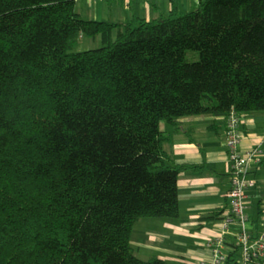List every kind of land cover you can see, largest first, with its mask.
Here are the masks:
<instances>
[{"label": "trees", "instance_id": "obj_1", "mask_svg": "<svg viewBox=\"0 0 264 264\" xmlns=\"http://www.w3.org/2000/svg\"><path fill=\"white\" fill-rule=\"evenodd\" d=\"M76 2L0 0V264H170L131 244L140 218L181 215L192 165L161 123L264 110V0L126 21ZM84 35L103 44L73 50Z\"/></svg>", "mask_w": 264, "mask_h": 264}, {"label": "crops", "instance_id": "obj_2", "mask_svg": "<svg viewBox=\"0 0 264 264\" xmlns=\"http://www.w3.org/2000/svg\"><path fill=\"white\" fill-rule=\"evenodd\" d=\"M200 1L77 0L76 8L85 18L126 21L135 14L151 18L168 13L174 5L195 8ZM244 117L243 148L259 143L264 148V110L245 111ZM161 128L167 136L164 146L169 158L192 165L179 178L181 215L140 218L133 227L131 244L145 259L161 256L170 264H201L203 258L212 254L206 245L208 237L225 231L230 247L239 242L240 223L233 220L227 229L222 225L223 217L233 216L229 195L231 162L226 150L227 115H183L180 125L163 121ZM252 174L257 183L248 189L249 225L258 232L264 217V161L253 168ZM215 211H221L220 218L210 216ZM238 263L242 264L241 259Z\"/></svg>", "mask_w": 264, "mask_h": 264}, {"label": "built area", "instance_id": "obj_3", "mask_svg": "<svg viewBox=\"0 0 264 264\" xmlns=\"http://www.w3.org/2000/svg\"><path fill=\"white\" fill-rule=\"evenodd\" d=\"M244 113L233 107L227 115L226 150L231 162V212L222 219V225L227 229L236 220L240 223L239 241L242 243V264H260L257 259L264 256V217L259 236L253 238L248 212V189L255 186L257 181L253 176V168L263 161L264 148L261 143L249 148H243ZM206 245L211 249V256L203 258L201 264H223L228 259V253L235 250L228 245L225 231L213 237H208ZM230 247V250H227Z\"/></svg>", "mask_w": 264, "mask_h": 264}, {"label": "rangeland", "instance_id": "obj_4", "mask_svg": "<svg viewBox=\"0 0 264 264\" xmlns=\"http://www.w3.org/2000/svg\"><path fill=\"white\" fill-rule=\"evenodd\" d=\"M103 44L102 38L100 35L96 36H90V35H84L83 37L80 38L79 42L77 45L73 48V50H84L88 48H94L101 46ZM239 264V263H236Z\"/></svg>", "mask_w": 264, "mask_h": 264}]
</instances>
